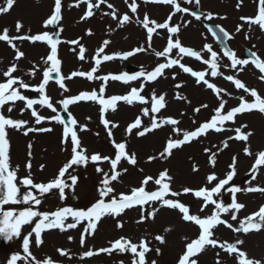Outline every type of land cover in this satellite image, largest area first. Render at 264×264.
I'll return each instance as SVG.
<instances>
[{"label":"snow or ice","instance_id":"obj_1","mask_svg":"<svg viewBox=\"0 0 264 264\" xmlns=\"http://www.w3.org/2000/svg\"><path fill=\"white\" fill-rule=\"evenodd\" d=\"M145 4H160L169 5L173 11L168 15L167 19L163 23L157 22L155 19L149 18L147 13L144 14L143 19H140L138 15L130 16L124 13L122 16L118 15V10L108 0H76V7H79L81 3L86 4V12L81 19L91 18L95 12L94 9L99 10L101 5H106L110 12H104L103 15L110 16L113 20L118 22V27H123L128 23H137L146 30V43L147 47L140 45L131 51L123 53H115L112 55L104 54L105 49L111 43L110 40H104L102 46L97 49L95 57V66L89 72L74 71L69 76L61 74L62 61L58 58V46L62 43L58 33L62 32L63 29L60 26L62 20V0H54L53 10L49 17L44 21V28L49 27L55 29L52 32L43 31L37 34H19L10 35V30L4 28L2 34H0V41L6 42L15 52V61H19L25 57V52L21 51L17 46L16 41H28L32 44L37 42L44 43L50 48V53L43 59L45 65L42 72V81L39 85L32 86L25 82L22 77L15 76L14 73L18 71V64L12 63L7 70H0L2 75L5 77L4 82H0V236L11 240L13 237H20L21 230L24 226H30V230L23 236L22 250L23 253L27 254L23 259L29 260L30 264H56L50 257L45 259L43 262L36 259L33 253L30 251V239H34L33 242L36 247L43 244L42 233L48 230L58 229L61 232H65L70 229H75L83 222H87L83 228L80 237V245L83 247L85 244L86 236H92L95 234L99 222L104 217H112L117 219L121 217L126 210L139 208L141 215L136 221L137 224L144 223L148 220H155L160 208L166 207L170 210H178L181 214V219L184 222H190L199 228V234L195 239H191L185 245V250L179 257L177 264H199L198 257L206 251L210 246L213 249L219 248L223 250L229 257L234 256L236 264H264V260L250 258L248 253L241 249V245L244 244L243 239H236L235 242L230 243L228 241H220L215 238V229L223 225L227 229H230L234 233H248L255 231L260 232L264 229V206H261L258 211L240 220L239 226L234 227L229 220L222 218L224 214L230 215L231 221H237V213L245 208V204L237 201V193L241 191L252 193L260 192L264 193V187L260 186H249L242 189L239 186L231 185L230 182L237 174V162L238 157L233 156L232 162L229 165V171L225 174L224 178H219L215 172H212L206 176V184L193 189L190 187H183L182 190H174L173 182L174 177L170 175V170L165 168L158 172L156 176L145 175L140 182L138 187H132L129 192H120L116 194V189L113 186V182H120L121 177L128 172L127 168H119L121 162L124 161L128 165L136 166L138 163L137 155L135 152L129 153L127 150V142H116L113 138V129L118 125L108 119L104 118V114L109 110L115 112L118 102H125L128 105H132L134 102L141 105H148L149 107L142 108V115L148 117L151 115L149 125L145 126L142 123L141 116H137L133 122H131L127 128L126 133L131 135L133 130L136 131V135L144 137L149 133H152L165 126H171L173 133L176 135H182V138L173 139L171 136L167 139L165 147L159 152L158 156H149L148 162L155 161L157 159L167 160L172 155L174 150L181 149L186 144H191L194 141H198L202 136H206L209 131H215L217 133L229 130L225 129L224 125L227 122L235 123L238 115L249 113L252 111H259L264 114V96H261L255 88H249L244 82L238 79L234 75H224L221 69V57L217 51L213 50L211 44H205L203 50L198 51L192 47L184 46L179 39V32L181 25L174 24L171 22L173 17L177 13L190 14L196 20H201L203 17L206 21H211L214 18V14L211 12L198 13L188 7L181 6V0H143ZM185 4H193L199 8L201 0H182ZM127 7L130 9L132 14H137L139 4L137 0H125ZM243 0H238L237 8L241 6ZM6 6H0V15L9 13L16 0H5ZM258 11L253 17L242 16L240 19L244 21L249 30L253 25H256L264 32V0H257ZM188 21L187 23H190ZM187 23L184 26H187ZM151 25V26H150ZM242 25H238L236 32H240L243 28ZM208 32L216 39L217 42L223 43V56L230 60V65H224V67H230L231 69H237L239 72L244 71V67L250 62L253 66L261 73L259 79L264 81V59H261L256 52L250 51L251 61L249 59L238 58L236 53L225 43L226 40L231 39V34L220 25L205 24ZM24 29L22 22L17 21L15 24L16 33H21ZM158 29L166 30L168 33L166 40V47L162 51H154L157 58L163 57L165 62L159 63L154 69L148 71L141 68L139 72L129 74L127 72L122 74H109L105 76H95L102 61H111L117 57L127 60L129 57L136 55L137 53L147 52L153 47L154 35H158ZM30 29L28 32L30 33ZM88 35H92L91 30L88 31ZM175 37V38H174ZM247 38V37H246ZM67 43L78 46V58L83 61L85 60V47L80 44L79 40L67 41ZM175 51V57L173 58V52ZM77 51V49H73ZM204 52L208 53V57L205 58ZM185 57L194 58L197 61L207 65L208 68L203 71L193 70L192 67L187 66L181 61ZM178 67L183 73L190 74L195 78V82L203 84L207 89H210L216 96L218 106L214 109V115L208 121L199 124L195 130H182L178 127L181 121L177 118L160 117L156 114L160 113L161 110L167 107L166 93L157 95L155 90H152L150 101L141 93L144 91L145 85L148 82H155L161 77H165L166 69H173ZM40 69L35 65L27 73L30 76H35L36 72ZM53 74H56L54 76ZM229 82H232L236 89L243 90L254 98L251 102L245 99L244 96L238 97V106L232 107L230 110H225V106L228 104V100L224 98L225 95L231 96V93H227L225 89L218 87L215 83L210 82V79L206 77H219ZM58 77V79L56 78ZM74 77H86L88 80L100 79L104 81L99 89V93L95 90L91 92H82L79 95L64 98L57 101V104L62 105V111L68 113V120H65L62 115H52L51 117H45L39 114L34 105L39 104L41 107L50 109L52 113H57L58 109L52 102V98L47 95L46 89L50 81L55 80L60 89L68 91L66 84L64 83L67 79ZM143 78V79H142ZM175 79V74L172 76ZM142 82L138 87H133L125 95H112L111 97L105 98V86L109 80L120 81L124 84H129L133 81L141 80ZM176 88L183 87L182 84H176ZM33 90L40 94V98L32 99L23 94L21 90ZM177 100L187 101V97L176 94ZM24 102V108L21 109V114L25 110H31V116L35 118L37 125L42 124L46 120L49 122H56L63 125V137L62 143L65 145L70 144V158L63 164L58 170V174L48 182H34L32 177L31 168L32 163L29 159L26 163L27 175L22 178H18L19 166L13 168L10 165V141L8 139L7 129L11 128L17 131H23V134L27 136L32 132H51L52 129L49 127H27L28 121L17 120L11 118V116L5 115V110L11 113L16 105V102ZM80 101H93L101 106V121L104 128L107 131V136L110 138V142L114 148V156H106L100 153L89 154L87 148L82 145L81 139L78 136L77 127L79 126L81 131L86 130V126L78 125V121L72 116L69 111V106L76 104ZM190 103V101H187ZM7 106V108H6ZM209 106L202 104L194 109L195 113H199L201 109H206ZM183 115V113L181 114ZM195 123V121H193ZM248 126L242 125L236 127L233 131L234 136H229L223 141V148L229 147V141L236 140L245 143L243 152L248 156L255 155V160L251 169L252 181L256 180L261 166H264V150L257 153L251 151V147L248 144L249 138L253 135L251 131H245ZM29 151L28 156L31 157L32 145H28ZM68 151L67 148L64 149ZM223 150V149H221ZM209 155V164L214 168L217 163V153L212 152L211 149H205ZM107 162L109 170L105 171L100 165ZM89 164L95 166V171L101 174L102 179L100 180V186L97 189L98 198L93 202L87 209L74 208L71 206L60 207L55 211H41L36 206L43 203V197L49 194H58L61 202L65 201L68 196L66 195V189L73 198H77L75 195V189L78 184L79 177L74 174L77 168H87ZM44 165H41V170ZM69 170H72L71 172ZM143 172V169H140ZM193 172H198L199 168L193 165ZM67 174V177H66ZM151 182L156 186L155 190H146L147 186ZM251 184V181L249 182ZM208 185H211L209 187ZM228 186V187H226ZM21 188L24 192L21 193ZM223 192L230 193V203H225L223 200ZM191 193L195 199L200 200L201 206L200 212H204L209 206H213L211 214L206 216H200L199 214H192L190 206L181 202L178 197ZM159 204V207L155 206ZM8 205H25L23 210H6L5 206ZM149 207L146 208L145 206ZM71 218V222L66 223ZM117 228H123V221L117 219ZM172 228L168 227L164 229V232H170ZM73 237L69 236V240ZM155 241L163 245L166 243L164 235H156ZM185 240H188L185 237ZM151 241L147 237H143L138 243H134L132 239L121 236L113 242H110V247L100 248L98 250H88L83 253V257H92L100 253H106L111 255L113 252L117 253H129L131 254V264H157L155 259L148 260L147 256L153 251L150 247ZM155 252L157 255L161 254V249L156 247ZM61 256L67 255V251L64 249H58ZM218 259L216 264H223L220 259V253L217 252ZM82 257V258H83ZM22 257L17 254L13 255L9 261V264H17ZM119 264H124V261H120Z\"/></svg>","mask_w":264,"mask_h":264},{"label":"rangeland","instance_id":"obj_2","mask_svg":"<svg viewBox=\"0 0 264 264\" xmlns=\"http://www.w3.org/2000/svg\"><path fill=\"white\" fill-rule=\"evenodd\" d=\"M2 2H5V0H1ZM228 2L224 3L221 7L217 4L215 12L217 14H224L226 13L224 10L227 9L226 7L231 8V10L233 12L234 11V5H237L238 0H227ZM43 2H47L49 8L51 7L50 5L52 4V0H43ZM249 7L248 11H244L247 16H254L255 13V6L256 5V0H243V3L241 4V6H246ZM157 8H150L145 9L143 6L140 7L139 12H143L146 13L148 11H155ZM210 9V8H208ZM205 11V10H204ZM210 11H212V9H210ZM76 14L74 15L73 13L70 14V20H68L66 18V15L64 16L63 21L61 20L62 26H66L69 25L70 22H72L75 19V23L80 21L82 22H86V25L82 26V23L79 24L80 26H82L78 31V32H61L62 36L61 37H67V38H74V36L77 35H81V31L84 30L85 27H87V29H95V24H97V19H99L98 16H96L94 19L88 20V21H84L82 18L81 13L83 14V9H79L78 12L77 10L74 11ZM206 12V11H205ZM213 12V11H212ZM16 13V12H15ZM126 12H123V14ZM14 14V13H13ZM47 14H49V11H47ZM129 14V13H127ZM81 15V18H80ZM240 15H242V12L239 10V8L237 9V11L234 13V16H222L221 20H215L214 23L215 24H224L228 27V29H230L232 31L233 28H237L238 25L236 23L237 17H239ZM12 17V16H11ZM14 18L11 19V21H13ZM40 23H44L45 19L44 16H40V19H37ZM157 21V19H155ZM231 23L232 25H228L226 22ZM25 21V25H30L31 21L29 20H24ZM115 23V30L118 31V33H126L125 31H127V27L128 24L124 25L123 27H118V22H112ZM110 23V24H112ZM12 25V24H11ZM137 27L139 24H137ZM181 25V30L184 29H188V28H184L182 24ZM194 28H198L194 25H192ZM202 26V25H201ZM28 27V26H26ZM41 30V28H39ZM39 29H37L36 31H39ZM191 29V28H190ZM193 29V28H192ZM191 29V30H192ZM32 30V29H31ZM33 31V30H32ZM33 31V32H36ZM50 32H52L51 30H49ZM235 34V40L231 43L232 47L238 52L240 53L242 51L243 48L248 47L249 49H252L254 51H256L257 53H259L261 56L264 57V34L260 32V30L258 29V27H254L253 31H248L245 30L244 28H242V30L240 32H234ZM60 34V35H61ZM247 37V38H246ZM175 38V37H174ZM162 41H160V39L158 40H154L153 43H156L159 48L155 49H149L147 52H142L139 55L136 56L135 59H133L132 61L129 62V64L141 67V68H145L146 70L150 71L152 68L156 67L159 63L165 62V59L163 57L161 58H157L154 54V51H162L165 47L166 44L164 42V39L161 38ZM179 39L181 40L183 45H187L190 46L192 48L197 49L196 47H200V49L197 50H201L204 48V43L206 42V40H199L198 42H194L191 39H188L187 36L185 35L184 31L182 36H180L179 34ZM110 40V39H108ZM145 40V42H144ZM140 43H134L135 47H138L140 45L144 44L147 47V43H146V34H145V39ZM198 40V39H197ZM104 40L102 41H97V39L92 43L91 46L92 50L88 53L90 54V57H95L96 56V52L97 49L99 47L102 46ZM111 41V40H110ZM144 42V43H143ZM162 42V45H161ZM112 43V42H111ZM133 44V43H132ZM204 44V45H203ZM206 44H208V42H206ZM118 45V44H117ZM125 43H122V45L120 46L121 49L119 50V47H115V46H109V49H107V52H113V51H121V50H128L130 47V43L125 46ZM161 45V47H160ZM124 46L126 47L124 49ZM21 51H28L25 48H21ZM87 50V48H86ZM44 53H46V49L44 50ZM76 53V51H73L72 54L74 55ZM88 54H86V57H88ZM219 54V53H218ZM45 55V54H44ZM220 55V54H219ZM2 54L0 53V69L3 70H7L8 67L11 66L12 63H17L18 64V71L20 70H24L27 69V67H29V62L27 59L25 58H21L18 62L15 61L14 57H15V52L14 50L11 51V56L9 60L4 61L2 58ZM91 60V58H90ZM185 60H182L181 62L186 64V62H184ZM143 62V64H141ZM221 63V71L224 73V75H234L236 76L238 79H240L242 82H245L247 85L251 86L250 88H255L259 94L261 96H264V81H260L258 80L259 78V74L258 72L249 67V66H245L244 67V71L239 72L238 69L240 66L237 67V69H231L230 67H224V65H230L228 64V62L224 63L222 61H220ZM79 67H71V71H79L80 66H82V63H78ZM126 65L124 64H120L113 60L110 62L109 65L106 66V68L104 69V72H111V74L113 73H120L123 72L126 67ZM193 68V70H197V71H203L206 70L208 68L207 65H204L202 62H197V63H192L191 66ZM38 68V66H37ZM70 69V68H69ZM69 69L67 68V70L69 71ZM173 74H175V79L172 78ZM246 77L249 78L250 81L246 80ZM191 75L190 74H186L185 75L181 72H179L178 69L173 70L171 72H167L165 73V77H163L158 84H155L152 88H148V90L146 91L150 96H151V92L152 90H155L157 95L166 93V100H167V107L165 108V111L163 113V115H157L159 118L160 117H173V118H177L181 121V123L178 125V127L182 130H193L197 124H200L201 122H205L209 117H211L214 113V109L218 106V102H213L211 99H215V98H208V101L204 100V93H203V89L200 88L199 86L197 87L196 84L194 83V81L192 79H190ZM208 79H210V82L215 83L217 86L225 89L226 87H230L229 83L227 80H225L223 78V76H219V77H206ZM3 80H5V77L2 75H0V82H2ZM87 86L85 81H81V80H73L72 84H71V92L68 90V92H64L63 95L61 97H72V96H76L79 95L82 92H86V88H84V84ZM182 84L183 87L181 88H176L175 85L176 84ZM179 93L182 96L187 97V101H190V103H188L187 101L184 100H177L175 98L176 94ZM211 96V95H210ZM244 97H246L245 95H243ZM240 97V96H239ZM248 97L250 99H253L249 94ZM228 100V104L225 106V110H230L232 107L238 106L239 104V99L238 98H229ZM217 101V100H216ZM202 104H207L209 107L206 109H201V111L199 113H195L194 109L196 107H199ZM84 104L83 101H80L76 104L72 105V109L73 112L75 113V115L77 116V120H79V123L81 122V126H86V130L84 131H80V136H81V142L82 145L87 148L88 153L89 154H93V153H100L102 155H106V156H114V148L112 146V144L109 142L110 138L107 136V131L104 127L101 128L98 119H97V112L94 115L93 121L90 122L89 120H82L83 119V115H84ZM120 110H117L119 112L125 111L126 108L125 107H120L118 108ZM118 112V113H119ZM183 113V115H181ZM138 116L139 114H132V115H128L126 118H124V116L122 118H124V121H122V123L114 128L113 134L116 135L115 140H118V133L120 134L125 133V127L133 120L135 119L134 116ZM112 116V115H111ZM122 118L117 117L114 118V123H116L117 125L119 124V122L122 120ZM252 120L256 119L259 121V119H262L259 116H253L251 118ZM246 120H250L249 118H247ZM193 121H195V123H193ZM244 121V119L242 120ZM264 122V121H263ZM149 125V122L147 124H145V126ZM236 127H239V124H234V125H229L227 126L225 133H223L222 135H213L210 136L206 139H202L201 141H199L198 143H195L194 145H192L189 148L186 149H181V150H174L173 155L167 159V160H162V159H157L155 161L152 162H148V156H158L159 152L163 150V148L165 147L166 141L167 139L161 137L162 135L160 133L156 131L147 134L144 137H137L136 139H139L138 141L141 142L143 139L145 138L148 143H149V150L146 151L144 148V145L142 148H140L139 151H136V155H137V159H138V163L136 166H131L128 165L126 162L122 161L121 165L119 166V168H127L128 172L126 174H124L121 177L120 182H113V186L116 189V194H119L120 192H129L130 189L132 187H138L140 185L141 180L143 179V177L145 175H153L156 176L158 174L159 171L167 168L170 170V175H172L174 177V182H173V189L174 190H182L183 187H190L193 189H198L201 186H204L206 184V176L212 172H215L217 174V176L219 178H224L225 174L230 170L229 169V165L232 162V158L233 156H237L238 157V162H237V174L236 176L233 178V181L230 182V186L231 185H235V186H239L242 189L247 188L249 186H260V187H264V166H261L259 174L256 178V180L252 181L251 184H248V186H244L245 184H243L241 182V178L244 176V174H246L247 172H249L252 169L254 160H255V155L253 156H248L243 152V149L245 147V143L241 142V141H236V140H231L229 141V147L224 149L223 148V141L226 140L229 136H234L235 132L233 131ZM101 128V129H100ZM253 128H256L257 131H264L263 129L258 128V123L255 125V127L249 128L245 131H251L253 133V135L249 138L248 144L251 147V151L255 154L261 150H264V137L262 136L261 138L257 137L254 134V130ZM165 132L169 135L168 138L171 136L173 139H179L182 138V135H176L175 133H173L171 126H165ZM57 133V134H54ZM261 133V132H260ZM264 133V132H263ZM54 134L55 139L57 140L56 142L59 141V133L56 131H53L52 135ZM131 136H137L136 132H134V134L132 133ZM85 139H88V143L85 142ZM40 146V150L42 153V157L40 158L41 161H43L44 163H49L50 159H49V152H50V147H49V143L45 140V139H38L37 142ZM211 149L212 152H216L217 153V163L216 166L213 168L210 164H209V155L210 153H206L205 149ZM129 149V147H128ZM131 149V148H130ZM129 149V150H130ZM223 149V150H221ZM130 152L132 153V151L130 150ZM68 157V155H64V162H67L66 158ZM179 159H181L180 161H178ZM29 160V159H28ZM21 161V159H14L13 160V166L16 167L17 165L21 168H24L25 164L27 163V161ZM31 163L32 160H31ZM197 163L196 166H198L199 171L198 172H193L192 170H188V166ZM63 164H59L56 167V171H58ZM35 165V164H34ZM101 167L104 168L105 171L109 170V165L107 162H104L100 165ZM182 166V167H180ZM88 170L85 169L84 167H79L77 169H82L83 173L87 176V180L86 178L83 179V181L81 182V185H79L78 188L75 189V195L77 198H73V196L70 194L67 198V201L70 203H76L79 200H83V199H94V201L98 198V192L97 189L100 186V180L102 179L101 174H98L95 171V166L92 164L88 165ZM76 169V170H77ZM140 169H143V172L140 171ZM184 169H187V171H183ZM56 173V172H55ZM55 173H45L41 175L39 173L38 176H44L41 177L40 180L42 181H46V180H51L54 178ZM27 174V173H24ZM242 183V184H241ZM209 187H211V185H208ZM228 187V186H226ZM156 186L153 185L151 182H149L147 189L146 190H155ZM192 194H186L183 196L178 197V199H180L183 203L186 204V202L188 203V199L189 197H191ZM230 193L227 192H223V200L225 201V203H230ZM237 201L239 203H243L245 204V208L240 210L239 213H237V221H231L230 220V215L229 214H224V216L222 218L229 220L230 223L233 224L234 227H238L239 226V221L244 219L245 217L251 215L252 213L256 212L259 210V208L261 206H264V197H261L259 195V192H252V193H248V192H244L241 191L240 193H237ZM191 199V198H190ZM201 201L199 200L196 203L195 206V210L190 209L192 214H199L200 216H206L211 214V211H207V212H200L199 208L201 206ZM149 207V206H148ZM159 207V206H157ZM147 208V207H146ZM198 208V209H197ZM212 208V207H211ZM162 208H160V211L158 212V219L156 220V222L154 224H151V222L145 221L144 223L141 224H137L136 221L139 219L140 215H141V211L137 210V212H130L128 214H125L122 218H117L121 221H123L124 223V227L121 228H117L116 224H117V219H113V218H109V217H104L101 221H100V225L97 227V230L95 232L94 235L92 236H86L85 238V244L82 247L80 245V237H81V232L83 229H79L78 232H74V235H72L73 239H72V244L75 245V249L78 250L80 248V253H83L84 250L88 251V250H98L100 248H105V247H110V242L115 241L116 239L120 238L121 236H125V237H130V239H132V241L134 243H138L139 240L143 237H147L150 241V247L153 248V251L151 253L148 254L147 258L149 261H151L152 259H155L157 261V264H177V261L179 259V257L182 255L183 250L185 249V245L188 242V240H185V242H182V238H184L186 235H182V234H177V238L179 239V241L177 240L176 237H174L177 228L176 227H180L181 230L186 231L185 227L183 226H179L180 225H190V226H194L193 224H190L188 222H184L181 219V215L179 213H169V212H162ZM207 210V209H205ZM211 210V209H210ZM165 219H169L170 222L172 224H163L162 220ZM167 226H171L173 227L172 231L165 233L164 229L167 228ZM196 230V234H190L192 235L195 239L198 236V232H199V228L198 226L193 227ZM145 229H148L150 232V236L146 235L144 232H146ZM112 230H115V232H111ZM215 231V238L219 239L220 241H228L230 243L235 242L236 239H243L244 240V244L241 245V249L246 251L248 253V256H251L252 258H254L253 255H251L252 253H254V255H257L260 253V250L262 249L264 251V229H262L258 235V237H256V240H251L250 238L246 237L243 233H234L232 232L230 229H227L225 226L221 225L219 226L217 229L214 230ZM156 235H164L166 238V243L161 245L159 244L158 241L154 240V237ZM248 235V234H247ZM251 235V234H250ZM47 237V236H46ZM54 237L52 236H48L47 237V241L52 243L51 246H46V249L48 250V254H56V258H60L62 257L60 255V253H53L54 251H57L58 249H63L64 245L65 248L64 250L67 251V257L69 260L71 257V246H67V244L61 243V242H55L53 240ZM57 239H59V236H56ZM168 238H170L169 240L175 245L177 246L179 249H175L173 252V256H172V252L170 250V248H166L167 244H168ZM190 241V240H189ZM180 242V243H179ZM79 247V248H78ZM159 247L161 249V254L157 255L155 252V248ZM217 252L220 253V259H222L223 264H236L235 261V257H229L226 253L223 252V250L216 248L213 249L210 246L206 249V251L204 253H202L198 259H199V264H216V260L218 259L217 257ZM260 255V254H259ZM66 256V255H65ZM258 257V256H257ZM255 259H258V258ZM52 258V256L50 257ZM110 258H114L113 256H111ZM109 258V259H110ZM109 259H105L106 261H108L110 264H113ZM120 261H123L122 258L118 257L114 260L115 264H119ZM130 260L126 263L129 264ZM94 264H107L103 259L99 260L98 262H94Z\"/></svg>","mask_w":264,"mask_h":264},{"label":"bare ground","instance_id":"obj_3","mask_svg":"<svg viewBox=\"0 0 264 264\" xmlns=\"http://www.w3.org/2000/svg\"><path fill=\"white\" fill-rule=\"evenodd\" d=\"M23 1H27V0H16V3L19 5L18 6V10L21 8V11H20V16L21 17H23V16H26V15H28L29 13L27 12L28 10H29V8L30 7H28V4L26 3V2H23ZM217 1V0H216ZM215 2V0H207V1H204V4L206 3V6H208L209 5V3L210 4H212V3H214ZM218 2H219V4L220 5H223L224 4V0H218ZM35 11H38V14H44V12L46 11V10H44V6L42 7V8H39V9H34L32 12H35ZM31 15V14H30ZM191 34H194L195 35V39H194V41L195 40H197L198 39V33H196L195 31H191ZM199 40V39H198ZM227 92H231V93H233V94H235V95H237L236 94V92H234V90L232 91L231 89H229V90H226ZM123 114V113H122ZM249 124H250V127H252L253 126V122H249ZM256 237H258V235H250V237L249 238H251V239H253V240H256ZM260 258L262 259V260H264V251L261 249L260 250ZM258 257H259V255H257ZM256 256V257H257ZM255 257V258H256ZM257 257V258H258ZM259 259V258H258Z\"/></svg>","mask_w":264,"mask_h":264}]
</instances>
